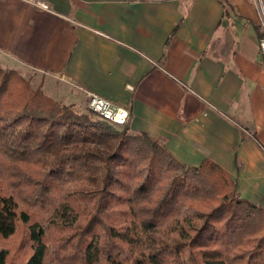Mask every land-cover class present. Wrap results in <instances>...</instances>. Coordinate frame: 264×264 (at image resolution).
I'll use <instances>...</instances> for the list:
<instances>
[{
    "label": "trees",
    "instance_id": "trees-1",
    "mask_svg": "<svg viewBox=\"0 0 264 264\" xmlns=\"http://www.w3.org/2000/svg\"><path fill=\"white\" fill-rule=\"evenodd\" d=\"M18 223L30 250L12 263L0 247V264H264V207L219 163L188 165L1 65L0 239Z\"/></svg>",
    "mask_w": 264,
    "mask_h": 264
},
{
    "label": "crops",
    "instance_id": "crops-1",
    "mask_svg": "<svg viewBox=\"0 0 264 264\" xmlns=\"http://www.w3.org/2000/svg\"><path fill=\"white\" fill-rule=\"evenodd\" d=\"M226 3L223 14L218 0H0V66L40 72L43 91L78 107L87 90L104 95L130 131L188 165L212 159L264 207L262 18L257 0Z\"/></svg>",
    "mask_w": 264,
    "mask_h": 264
},
{
    "label": "rangeland",
    "instance_id": "rangeland-1",
    "mask_svg": "<svg viewBox=\"0 0 264 264\" xmlns=\"http://www.w3.org/2000/svg\"><path fill=\"white\" fill-rule=\"evenodd\" d=\"M257 4V10H259L260 16L261 18L264 20V0H261ZM259 25V29L262 30V25L261 24H257ZM20 71V70H19ZM41 73L38 71H35L33 69H27L24 71L23 75L25 77H28L29 82L31 85H35L37 83L41 82V79L43 78L41 75ZM44 92V91H43ZM84 102L81 104L80 107L75 106L78 110L81 111H88V105H87V101H86V95L84 96ZM261 152H263L264 154V149ZM249 152V149L248 151ZM245 158L247 160V166L250 168V171H252L253 173L256 171V166H255V161L252 155H250V153H246L245 154ZM251 158V159H250ZM250 159V160H249ZM248 172V170H247ZM42 216H44V214L42 213ZM0 247H4L5 249H7V253H8V262H17V261H22V259L27 255V253L29 252V245L27 243V239H26V231L24 228L23 224L18 223L17 227L15 229V232L10 235L7 236V238L4 239H0ZM46 264H60L58 263L55 259H49L48 261H46Z\"/></svg>",
    "mask_w": 264,
    "mask_h": 264
},
{
    "label": "built area",
    "instance_id": "built-area-1",
    "mask_svg": "<svg viewBox=\"0 0 264 264\" xmlns=\"http://www.w3.org/2000/svg\"><path fill=\"white\" fill-rule=\"evenodd\" d=\"M45 6V4H44ZM263 34L257 37V52L264 57V20H260ZM88 108L101 119L112 123L113 125H122L129 118L128 110L114 102L110 101L104 95L95 91L87 90L85 92Z\"/></svg>",
    "mask_w": 264,
    "mask_h": 264
}]
</instances>
